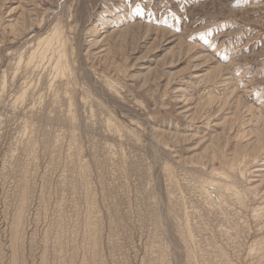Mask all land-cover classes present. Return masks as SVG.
I'll return each mask as SVG.
<instances>
[{"label": "rangeland", "instance_id": "374dc122", "mask_svg": "<svg viewBox=\"0 0 264 264\" xmlns=\"http://www.w3.org/2000/svg\"><path fill=\"white\" fill-rule=\"evenodd\" d=\"M0 264H264V0H0Z\"/></svg>", "mask_w": 264, "mask_h": 264}, {"label": "bare ground", "instance_id": "6f19581e", "mask_svg": "<svg viewBox=\"0 0 264 264\" xmlns=\"http://www.w3.org/2000/svg\"><path fill=\"white\" fill-rule=\"evenodd\" d=\"M121 36V35H120Z\"/></svg>", "mask_w": 264, "mask_h": 264}]
</instances>
